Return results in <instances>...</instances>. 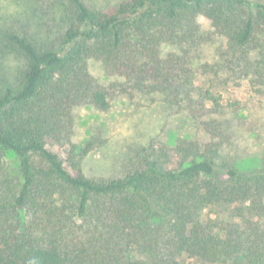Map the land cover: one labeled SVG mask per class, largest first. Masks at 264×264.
Here are the masks:
<instances>
[{"label": "trees", "instance_id": "16d2710c", "mask_svg": "<svg viewBox=\"0 0 264 264\" xmlns=\"http://www.w3.org/2000/svg\"><path fill=\"white\" fill-rule=\"evenodd\" d=\"M69 1L57 49L9 36L27 69L0 93V264H264V157L240 161L233 123L264 99V2L123 0L105 11ZM216 37L227 43L219 59L198 63ZM164 45L177 50L164 56ZM139 95L197 120L208 141L155 139L120 176L99 178L83 171L97 138L73 148L75 173L48 148L71 140L77 108L107 112ZM250 117L237 126L264 143V117Z\"/></svg>", "mask_w": 264, "mask_h": 264}, {"label": "rangeland", "instance_id": "374dc122", "mask_svg": "<svg viewBox=\"0 0 264 264\" xmlns=\"http://www.w3.org/2000/svg\"><path fill=\"white\" fill-rule=\"evenodd\" d=\"M91 8L114 10L123 0H85ZM264 2V0H262ZM73 14L69 0H0V93L7 88H17L27 69L23 52L9 41L11 34L26 36L40 47L57 49L65 34L68 21ZM200 23L207 32H213L211 23L201 18ZM227 47L222 37L206 44L201 50L198 63L215 62L220 49ZM171 45H164L163 55L175 52ZM90 74L102 84H110L103 65L89 60ZM157 99V100H155ZM253 110L240 113L233 118L236 132L235 144L240 161L247 167L260 166L264 157V143L257 135L247 133L237 126L239 119L264 117V99L255 100ZM97 138L100 143L85 158L83 171L88 177H117L131 156L133 149L148 145L151 141L165 140L175 145L180 138L208 141L200 123L188 115H174L155 95H139L135 99L120 97L113 101L109 111L103 112L91 106H81L75 111V129L71 140L65 145L49 143L48 148L59 154L65 166L75 173L70 163V153ZM180 264H221L215 258L190 257L185 255Z\"/></svg>", "mask_w": 264, "mask_h": 264}]
</instances>
